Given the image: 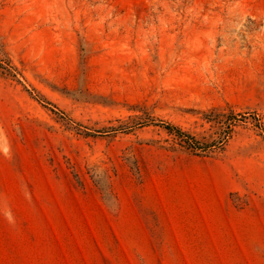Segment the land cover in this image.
Segmentation results:
<instances>
[{"label":"rangeland","instance_id":"374dc122","mask_svg":"<svg viewBox=\"0 0 264 264\" xmlns=\"http://www.w3.org/2000/svg\"><path fill=\"white\" fill-rule=\"evenodd\" d=\"M0 264H264V0H0Z\"/></svg>","mask_w":264,"mask_h":264},{"label":"trees","instance_id":"16d2710c","mask_svg":"<svg viewBox=\"0 0 264 264\" xmlns=\"http://www.w3.org/2000/svg\"><path fill=\"white\" fill-rule=\"evenodd\" d=\"M178 137H180L184 143H186L190 148L192 149H199L201 148V145L197 143V141L194 139V137L188 133H185L183 131H180V129H176Z\"/></svg>","mask_w":264,"mask_h":264}]
</instances>
